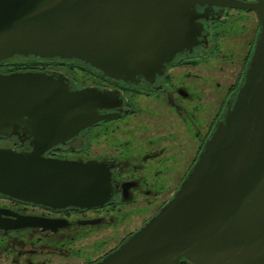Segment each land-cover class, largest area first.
<instances>
[{
    "label": "water",
    "instance_id": "95a60500",
    "mask_svg": "<svg viewBox=\"0 0 264 264\" xmlns=\"http://www.w3.org/2000/svg\"><path fill=\"white\" fill-rule=\"evenodd\" d=\"M251 11L259 33L230 108L173 197L95 264H264V0H0V65L18 59L76 61L103 76L153 81L202 43L196 6ZM116 97L72 90L42 72L0 73V195L62 209L94 208L112 196L103 163L46 157L72 145ZM0 230L27 226L5 218Z\"/></svg>",
    "mask_w": 264,
    "mask_h": 264
},
{
    "label": "flooded vegetation",
    "instance_id": "af4514ba",
    "mask_svg": "<svg viewBox=\"0 0 264 264\" xmlns=\"http://www.w3.org/2000/svg\"><path fill=\"white\" fill-rule=\"evenodd\" d=\"M195 10L202 15V43L176 56L153 81L137 77L138 82L126 83L79 62L58 59H18L0 65V73L42 72L72 90L116 97L109 109L100 111L114 118L81 131L72 145L45 153L106 164L112 173L110 201L89 209H53L0 195L5 218L28 223L0 230V264H95L173 197L235 100L260 29L251 11L214 5H197ZM222 41L229 42L228 48ZM238 42H246L245 48L237 49ZM19 134L0 138L12 144L0 148L30 152V143L22 137L28 133ZM133 218L140 221L136 227Z\"/></svg>",
    "mask_w": 264,
    "mask_h": 264
},
{
    "label": "rangeland",
    "instance_id": "374dc122",
    "mask_svg": "<svg viewBox=\"0 0 264 264\" xmlns=\"http://www.w3.org/2000/svg\"><path fill=\"white\" fill-rule=\"evenodd\" d=\"M251 17V16H250ZM251 19H252V22L254 23V20H253V18L251 17ZM251 22H249V24H250ZM252 23V24H253ZM222 44H224V47H227L228 48V46L230 45L229 44V42L228 41H222ZM245 44H246V42H238V43H236V48L237 49H240V48H242V45H244L243 47L245 48ZM224 47H222V49L224 48ZM240 47V48H239ZM77 75L79 76V77H82V75H80L79 73H77ZM103 139V138H102ZM105 140H102V142H104ZM0 145H2V146H9V147H12V144H9V142H7V141H0ZM133 223H131V225L133 224L134 225V227H136V225L137 224H139L140 223V221L138 220V219H135V218H133V221H132ZM131 225H130V227H131ZM134 227H131V228H134ZM129 232V231H128ZM123 235H126V232L123 234Z\"/></svg>",
    "mask_w": 264,
    "mask_h": 264
}]
</instances>
